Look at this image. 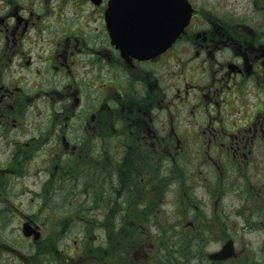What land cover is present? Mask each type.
I'll return each instance as SVG.
<instances>
[{"label": "flooded vegetation", "instance_id": "obj_1", "mask_svg": "<svg viewBox=\"0 0 264 264\" xmlns=\"http://www.w3.org/2000/svg\"><path fill=\"white\" fill-rule=\"evenodd\" d=\"M0 1V214L22 229L0 259L264 264V0H188L148 58L113 42L110 0Z\"/></svg>", "mask_w": 264, "mask_h": 264}, {"label": "water", "instance_id": "obj_2", "mask_svg": "<svg viewBox=\"0 0 264 264\" xmlns=\"http://www.w3.org/2000/svg\"><path fill=\"white\" fill-rule=\"evenodd\" d=\"M127 7L136 9L125 14ZM107 15L119 46L125 50L131 45L130 40L134 41V47L124 51L125 55L149 56L163 51L176 39L188 22L190 11L187 0H112ZM126 21L136 31H124Z\"/></svg>", "mask_w": 264, "mask_h": 264}, {"label": "rangeland", "instance_id": "obj_3", "mask_svg": "<svg viewBox=\"0 0 264 264\" xmlns=\"http://www.w3.org/2000/svg\"><path fill=\"white\" fill-rule=\"evenodd\" d=\"M40 1L41 0H36V6L38 8L42 7L40 5ZM52 1L54 2L55 0H52ZM0 11H1V7H0ZM45 109L49 110L48 108H45ZM23 118H32L34 122L39 124V123H42L43 121H46L48 119V115H45L44 117H42V115L40 116L38 113H36L34 109H31L29 111V115L28 116L24 115ZM44 156H45V152L42 150L40 154L33 159L34 164L29 165V169L31 172V178L28 179V181L31 182V184H28L29 186L23 187V189L26 190L31 187L32 192H41L40 191L41 185L44 184L47 178V172L45 170L43 173L38 172L39 168L42 169L46 165L44 162V158H43ZM3 157L5 159L7 157V154L3 153ZM46 168L47 166L45 167V169ZM22 181H24V178H22ZM54 196L56 197L57 195L55 194ZM28 197L29 195L28 196L24 195L23 197L17 199V203L15 205H17V207L20 208L21 210L25 209L26 212L24 213L27 215L29 214L31 217L41 218L42 216H44L45 214L42 213L40 210H38V208L35 206V203H32V204L28 203L29 202V200H27ZM39 199L40 197L35 196L34 202H38ZM9 212H13V208ZM80 214L87 215V213L85 214L83 212H81ZM65 215L68 216L66 220H76L77 221L81 219L80 218L81 216H78L77 214L74 215L75 219L71 218V213H66ZM0 221L7 222L6 228H0V235H3L6 238L5 240L6 242H10L11 244L14 245L15 241H12L11 239L18 238L21 235L20 233L22 232L21 225L19 223L20 220L17 218L8 217L7 214H0ZM12 226H14L13 229H9V227H12ZM28 252L32 253L33 251L28 250ZM34 255L35 254H33V256ZM5 258H8L9 262L4 261ZM5 258L0 259V264H21L22 262L20 259H18L17 257H13L12 255H7Z\"/></svg>", "mask_w": 264, "mask_h": 264}]
</instances>
